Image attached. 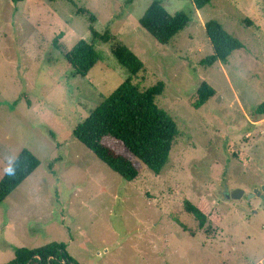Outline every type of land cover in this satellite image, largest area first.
Returning <instances> with one entry per match:
<instances>
[{"label": "rangeland", "instance_id": "1", "mask_svg": "<svg viewBox=\"0 0 264 264\" xmlns=\"http://www.w3.org/2000/svg\"><path fill=\"white\" fill-rule=\"evenodd\" d=\"M152 1L0 0V179L23 149L40 161L0 203V264L15 247L52 241L80 264H264V200L249 197L264 185V115L251 116L264 101V0H212L201 9L160 0L190 16L167 44L139 23ZM81 8L94 14L92 24ZM210 19L244 43L226 64H201L213 52ZM90 25L143 61L134 83L165 85L155 101L179 134L160 174L136 159L139 176L128 181L73 136L130 77ZM79 39L102 56L85 77L64 57ZM202 82L215 94L197 108ZM236 188L240 198L230 196ZM185 200L207 215L204 227Z\"/></svg>", "mask_w": 264, "mask_h": 264}, {"label": "trees", "instance_id": "2", "mask_svg": "<svg viewBox=\"0 0 264 264\" xmlns=\"http://www.w3.org/2000/svg\"><path fill=\"white\" fill-rule=\"evenodd\" d=\"M17 1V0H13ZM197 9L210 4L212 0H191ZM79 12L95 21L94 14L84 8ZM190 22L185 11L170 13L160 0H153L145 10L139 23L159 43L167 44ZM205 32L211 42L213 52L201 60V64L211 66L216 62L226 64L231 54L244 48V43L228 32L216 19L205 24ZM92 39L111 44V51L120 65L126 68L130 77L123 81L105 97L73 130V136L90 149L109 168L128 181L135 180L140 173L135 161L141 163L154 174H160L170 161L173 143L179 128L173 117L156 104V96L165 87L158 81L148 88H141L132 81V76L143 71V61L125 44L117 40L109 31L103 34L90 25ZM59 34L58 38L61 37ZM57 38V39H58ZM57 48H61L57 44ZM64 57L72 67L74 75L85 77L102 60L93 43L79 39L64 52ZM194 106L199 108L214 94L215 89L207 82L197 88ZM264 115V101L251 112L254 121ZM116 144L118 148H115ZM39 159L28 149H23L0 179V203L11 194L39 166ZM11 170V171H9ZM185 210L204 227L207 215L198 206L184 201ZM4 264H80L66 250L62 242L52 241L36 248L15 247L14 258Z\"/></svg>", "mask_w": 264, "mask_h": 264}, {"label": "water", "instance_id": "3", "mask_svg": "<svg viewBox=\"0 0 264 264\" xmlns=\"http://www.w3.org/2000/svg\"><path fill=\"white\" fill-rule=\"evenodd\" d=\"M264 192V185L260 186V187H255L253 188V191L252 193L249 194V197L250 196H254V195H257V196H260L263 200H264V194L262 193ZM244 193V190L241 189V188H236L234 190H232L230 192V196L232 198H240V196ZM228 196V195H227Z\"/></svg>", "mask_w": 264, "mask_h": 264}, {"label": "clouds", "instance_id": "4", "mask_svg": "<svg viewBox=\"0 0 264 264\" xmlns=\"http://www.w3.org/2000/svg\"><path fill=\"white\" fill-rule=\"evenodd\" d=\"M9 171H11V170H9Z\"/></svg>", "mask_w": 264, "mask_h": 264}]
</instances>
